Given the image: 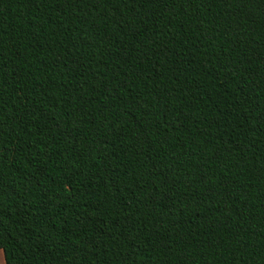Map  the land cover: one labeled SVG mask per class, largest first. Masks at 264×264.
Here are the masks:
<instances>
[{
	"label": "trees",
	"instance_id": "1",
	"mask_svg": "<svg viewBox=\"0 0 264 264\" xmlns=\"http://www.w3.org/2000/svg\"><path fill=\"white\" fill-rule=\"evenodd\" d=\"M6 264H264V0H0Z\"/></svg>",
	"mask_w": 264,
	"mask_h": 264
},
{
	"label": "crops",
	"instance_id": "2",
	"mask_svg": "<svg viewBox=\"0 0 264 264\" xmlns=\"http://www.w3.org/2000/svg\"><path fill=\"white\" fill-rule=\"evenodd\" d=\"M0 261H3V264H6V263H5L4 253H3L2 250H0Z\"/></svg>",
	"mask_w": 264,
	"mask_h": 264
},
{
	"label": "snow or ice",
	"instance_id": "3",
	"mask_svg": "<svg viewBox=\"0 0 264 264\" xmlns=\"http://www.w3.org/2000/svg\"><path fill=\"white\" fill-rule=\"evenodd\" d=\"M0 264H3V261H0Z\"/></svg>",
	"mask_w": 264,
	"mask_h": 264
}]
</instances>
